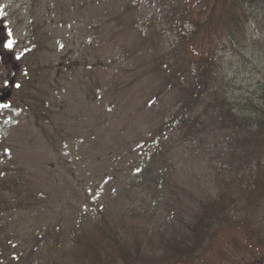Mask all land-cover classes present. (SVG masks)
<instances>
[{
  "label": "rangeland",
  "instance_id": "obj_1",
  "mask_svg": "<svg viewBox=\"0 0 264 264\" xmlns=\"http://www.w3.org/2000/svg\"><path fill=\"white\" fill-rule=\"evenodd\" d=\"M184 5L0 0V92L12 91L0 103L11 105L0 109V177L13 182L0 181V264H32L58 250L79 262L70 229L104 204L139 236V264H163L164 240L182 233L217 177L225 184L239 161L229 133L211 115L193 136L171 121L193 72L176 54ZM221 54L244 91H253L255 77L240 56ZM249 152L247 163L263 158L264 142ZM238 217H248L264 243V209L246 204ZM235 228L242 230L222 225L226 248L217 264L260 255L251 230L238 239Z\"/></svg>",
  "mask_w": 264,
  "mask_h": 264
},
{
  "label": "trees",
  "instance_id": "obj_2",
  "mask_svg": "<svg viewBox=\"0 0 264 264\" xmlns=\"http://www.w3.org/2000/svg\"><path fill=\"white\" fill-rule=\"evenodd\" d=\"M185 23L190 24L189 30ZM177 30L176 54L190 60L193 72L185 98L175 105L172 124L188 134L200 131V122L211 115L218 129L229 133L232 154L239 161L228 168L225 184L221 177L215 179L213 190L197 204L191 218L181 223L182 233L164 240L161 259L163 264H191L202 257L205 264H217L226 248L221 238L224 224L242 227L235 228L238 239L251 230L249 238L256 240L252 251L260 250V255L249 264H264L260 235L252 230L248 217L236 218L246 204L264 209V157L247 163L249 146L255 140L264 142V0H185ZM223 50L239 55V66L253 73V91L245 92L243 81L232 75L233 63L225 60ZM0 181L13 186L2 177ZM97 207V211L92 209L93 216L69 232L79 262L66 260L58 250L32 264H139L144 252L139 236L130 232L108 204Z\"/></svg>",
  "mask_w": 264,
  "mask_h": 264
},
{
  "label": "snow or ice",
  "instance_id": "obj_3",
  "mask_svg": "<svg viewBox=\"0 0 264 264\" xmlns=\"http://www.w3.org/2000/svg\"><path fill=\"white\" fill-rule=\"evenodd\" d=\"M2 14H3V13L0 12V15H2ZM9 36H11V32H10V31H9ZM6 47H8V48H11V47H12V41H11V40L8 41ZM17 87H19V85H17ZM9 107H11V105H9V104H0V109H7V108H9ZM3 122H4L5 124H8V123L12 122V121H11V117L5 119ZM4 153L7 154V155H10L11 150L6 148V149L4 150ZM137 171H140V170L137 169ZM113 191H114V190H113Z\"/></svg>",
  "mask_w": 264,
  "mask_h": 264
},
{
  "label": "water",
  "instance_id": "obj_4",
  "mask_svg": "<svg viewBox=\"0 0 264 264\" xmlns=\"http://www.w3.org/2000/svg\"><path fill=\"white\" fill-rule=\"evenodd\" d=\"M11 96V93L10 92H7L1 99L0 101L1 102H4L7 98H9Z\"/></svg>",
  "mask_w": 264,
  "mask_h": 264
}]
</instances>
